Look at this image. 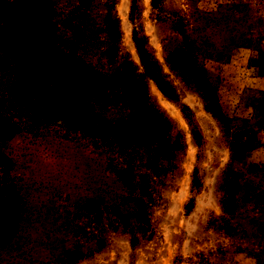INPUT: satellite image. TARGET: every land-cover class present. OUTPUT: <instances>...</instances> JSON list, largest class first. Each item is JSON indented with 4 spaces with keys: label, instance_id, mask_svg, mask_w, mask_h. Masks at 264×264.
<instances>
[{
    "label": "rangeland",
    "instance_id": "374dc122",
    "mask_svg": "<svg viewBox=\"0 0 264 264\" xmlns=\"http://www.w3.org/2000/svg\"><path fill=\"white\" fill-rule=\"evenodd\" d=\"M49 1L55 43L102 72L130 61L143 73L134 34L144 41L177 93L170 100L146 80L171 149L22 122L0 142V194L11 186L21 197L0 264H264V0ZM176 50L199 82L168 64Z\"/></svg>",
    "mask_w": 264,
    "mask_h": 264
},
{
    "label": "trees",
    "instance_id": "16d2710c",
    "mask_svg": "<svg viewBox=\"0 0 264 264\" xmlns=\"http://www.w3.org/2000/svg\"><path fill=\"white\" fill-rule=\"evenodd\" d=\"M88 2L82 0L83 6ZM54 8L49 0H0V64L3 65L0 142L19 133L22 122L35 126L69 122L84 135L111 139L120 147L133 149L157 144L168 153L172 126L149 105L146 80H151L170 100L176 99L177 93L162 75L158 61L146 49L144 41L134 34L143 73L130 61L102 72L75 53L74 57L66 54L55 43L54 30L48 23ZM106 19V31L114 36L116 21L111 16ZM108 55L113 53L109 51ZM167 62L183 74L194 72L198 82L202 78L182 50L171 52ZM210 96L211 112L222 119L224 115L215 93ZM117 107L127 115L107 117L108 110ZM6 162L0 153V166ZM231 190L236 192V183ZM20 211L18 192L4 186L0 194V245L8 244L13 238ZM140 220L149 223L144 210L140 212Z\"/></svg>",
    "mask_w": 264,
    "mask_h": 264
}]
</instances>
